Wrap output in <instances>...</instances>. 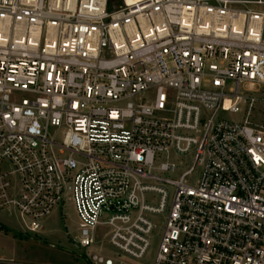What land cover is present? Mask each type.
Segmentation results:
<instances>
[{
  "label": "built area",
  "instance_id": "1",
  "mask_svg": "<svg viewBox=\"0 0 264 264\" xmlns=\"http://www.w3.org/2000/svg\"><path fill=\"white\" fill-rule=\"evenodd\" d=\"M258 104L264 0H0V211L72 199L90 264H264Z\"/></svg>",
  "mask_w": 264,
  "mask_h": 264
},
{
  "label": "rangeland",
  "instance_id": "2",
  "mask_svg": "<svg viewBox=\"0 0 264 264\" xmlns=\"http://www.w3.org/2000/svg\"><path fill=\"white\" fill-rule=\"evenodd\" d=\"M121 0H113L114 4H120ZM264 105L258 104L253 113ZM264 122V112L261 115ZM180 166L185 162L191 164V160L180 156ZM78 214L72 199L67 198L54 212L44 221L43 231L33 232L23 227L10 211H0V263L13 262L16 264H90L87 251L81 248L76 239L79 237ZM5 227V229H4ZM8 227L9 230L6 228ZM98 229L97 235L100 242H103V231ZM161 228L154 234L151 253L158 244ZM94 252L103 255L116 257L119 252L110 244L103 242L93 246ZM121 260L133 264H144L142 261H134L125 256Z\"/></svg>",
  "mask_w": 264,
  "mask_h": 264
},
{
  "label": "trees",
  "instance_id": "3",
  "mask_svg": "<svg viewBox=\"0 0 264 264\" xmlns=\"http://www.w3.org/2000/svg\"><path fill=\"white\" fill-rule=\"evenodd\" d=\"M8 230H9V228L8 227H6ZM4 229H5V227H4Z\"/></svg>",
  "mask_w": 264,
  "mask_h": 264
},
{
  "label": "bare ground",
  "instance_id": "4",
  "mask_svg": "<svg viewBox=\"0 0 264 264\" xmlns=\"http://www.w3.org/2000/svg\"><path fill=\"white\" fill-rule=\"evenodd\" d=\"M128 1H132V0H128Z\"/></svg>",
  "mask_w": 264,
  "mask_h": 264
}]
</instances>
